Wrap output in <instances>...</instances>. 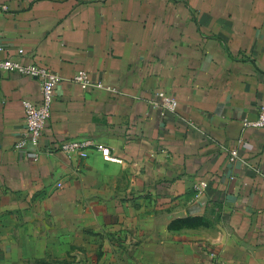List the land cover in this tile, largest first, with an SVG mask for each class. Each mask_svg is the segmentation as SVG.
<instances>
[{"label": "crops", "instance_id": "obj_1", "mask_svg": "<svg viewBox=\"0 0 264 264\" xmlns=\"http://www.w3.org/2000/svg\"><path fill=\"white\" fill-rule=\"evenodd\" d=\"M0 45L62 77L43 146L122 159L16 149L41 83L0 71V264H264V0H0Z\"/></svg>", "mask_w": 264, "mask_h": 264}, {"label": "built area", "instance_id": "obj_2", "mask_svg": "<svg viewBox=\"0 0 264 264\" xmlns=\"http://www.w3.org/2000/svg\"><path fill=\"white\" fill-rule=\"evenodd\" d=\"M3 9H7V6L4 5ZM2 49L3 46L0 45V50ZM22 53H24V49H19V55ZM2 70L29 76L38 79L41 83L42 101L38 104L30 100H24L25 130L15 145L16 149L26 152L37 161L43 154H52L56 150H61L69 156L78 155L81 158H85L88 156V149L91 146H96L107 160L114 162L122 161L120 157L112 154L110 147L99 143L96 144L90 139H72L50 146H43L42 135L51 116L56 85L62 77L46 66L35 63H23L19 58L14 57L0 56V71ZM73 80L85 90L92 86H104L101 82H93L88 73L83 70L75 73ZM157 96L158 98L155 101L156 106L164 110L176 111L178 107L176 97L165 91H159ZM244 124L256 128H264V104L260 106L257 117L253 120L246 119ZM237 158L236 153H233L230 160L235 161ZM202 185L203 183L198 185L197 189L199 190ZM211 256L214 257L215 253L212 252Z\"/></svg>", "mask_w": 264, "mask_h": 264}]
</instances>
